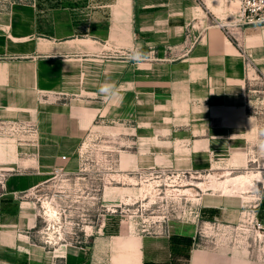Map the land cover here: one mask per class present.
Returning <instances> with one entry per match:
<instances>
[{
  "label": "crops",
  "instance_id": "crops-1",
  "mask_svg": "<svg viewBox=\"0 0 264 264\" xmlns=\"http://www.w3.org/2000/svg\"><path fill=\"white\" fill-rule=\"evenodd\" d=\"M221 6L98 0L80 9L0 1V120L40 128L39 145L20 142L26 145L17 144L12 157L0 149V264H264V254L199 247L189 222L127 236L120 252L113 251L115 235L107 244L94 235L89 244L45 245L31 196L98 119L136 120L143 142L159 144L144 157H171L164 146L174 143L175 158L234 151L264 158V126L250 115L244 56L220 26L229 19L216 12ZM231 29L264 77V24ZM43 95L67 97L51 102Z\"/></svg>",
  "mask_w": 264,
  "mask_h": 264
},
{
  "label": "rangeland",
  "instance_id": "rangeland-1",
  "mask_svg": "<svg viewBox=\"0 0 264 264\" xmlns=\"http://www.w3.org/2000/svg\"><path fill=\"white\" fill-rule=\"evenodd\" d=\"M38 1L55 8L75 5L85 9L98 0ZM221 2L216 12H224L229 19L220 26L235 38L240 52L247 54L237 31L231 29L242 26L236 23L240 2ZM247 56L244 67L249 81V112L264 126V77L252 56ZM42 97L61 102L67 96ZM33 123L36 132L32 139H27V132L12 135L9 142L0 143V149L7 147L2 152L12 157L16 156L17 144L26 145L20 142L39 145L40 128ZM95 124L86 130L69 158L56 161L47 181L31 195L41 214V243L53 247L89 244L93 241L90 237L101 235L107 244L105 237L115 235L117 248L113 251L120 252L125 249L127 236L166 233L174 223L189 222L195 226L199 247L231 248L257 253L256 257L264 254V181L258 183V189L248 187L246 191L224 186L227 178L240 173L261 171L264 176V158H238L236 151L209 159L175 158L174 143L164 146L171 150V157H144L145 150L153 151L159 144L153 139L143 142L136 120L98 119ZM50 207L56 212L53 217L48 212Z\"/></svg>",
  "mask_w": 264,
  "mask_h": 264
},
{
  "label": "built area",
  "instance_id": "built-area-1",
  "mask_svg": "<svg viewBox=\"0 0 264 264\" xmlns=\"http://www.w3.org/2000/svg\"><path fill=\"white\" fill-rule=\"evenodd\" d=\"M240 2L239 16L236 23L245 24H264V0H237ZM243 52L247 58L246 52ZM28 133L27 139H32L36 129L32 122H22L21 120H0V143L9 142L12 135Z\"/></svg>",
  "mask_w": 264,
  "mask_h": 264
},
{
  "label": "bare ground",
  "instance_id": "bare-ground-1",
  "mask_svg": "<svg viewBox=\"0 0 264 264\" xmlns=\"http://www.w3.org/2000/svg\"><path fill=\"white\" fill-rule=\"evenodd\" d=\"M264 181V176L260 171L250 172V173H240L227 178L224 182V186L229 189V187L242 189L246 191L248 187H253L258 189L259 184ZM50 206V204H48ZM51 217L55 216L56 212L50 207L48 210Z\"/></svg>",
  "mask_w": 264,
  "mask_h": 264
},
{
  "label": "clouds",
  "instance_id": "clouds-1",
  "mask_svg": "<svg viewBox=\"0 0 264 264\" xmlns=\"http://www.w3.org/2000/svg\"><path fill=\"white\" fill-rule=\"evenodd\" d=\"M101 91H106V89L105 88H102Z\"/></svg>",
  "mask_w": 264,
  "mask_h": 264
}]
</instances>
